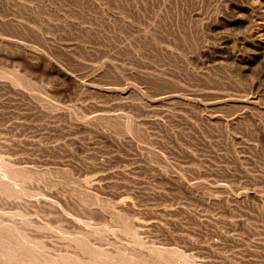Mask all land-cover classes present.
I'll use <instances>...</instances> for the list:
<instances>
[{
    "label": "rangeland",
    "instance_id": "rangeland-1",
    "mask_svg": "<svg viewBox=\"0 0 264 264\" xmlns=\"http://www.w3.org/2000/svg\"><path fill=\"white\" fill-rule=\"evenodd\" d=\"M263 17V0H0V163L25 175L0 219L44 257L83 234L264 264Z\"/></svg>",
    "mask_w": 264,
    "mask_h": 264
},
{
    "label": "bare ground",
    "instance_id": "bare-ground-1",
    "mask_svg": "<svg viewBox=\"0 0 264 264\" xmlns=\"http://www.w3.org/2000/svg\"><path fill=\"white\" fill-rule=\"evenodd\" d=\"M232 8L236 13L238 12L237 15L243 14V17H238L239 19L237 20L240 24L254 18V15L246 10V7L242 9L234 5ZM259 24L263 25L264 21L258 22ZM208 26H210L209 23ZM258 33L264 35V26L250 32L256 42V50H258L260 55H264V38H258L261 37ZM245 43L242 44L241 42L242 45ZM230 54L233 56L232 59L243 63V58L235 54V50L231 51ZM245 64L243 63L242 67L247 65ZM24 177L25 175L13 165L0 163V194L11 195L15 193L19 188H15L16 186L12 185L11 181ZM81 236L83 234L74 238L76 250L73 252L44 257L32 237L28 236L12 222L0 219V264H189L185 261V257L177 254V249L166 245L144 243L142 244L144 248L140 252L124 250L112 253L111 251L92 246Z\"/></svg>",
    "mask_w": 264,
    "mask_h": 264
}]
</instances>
